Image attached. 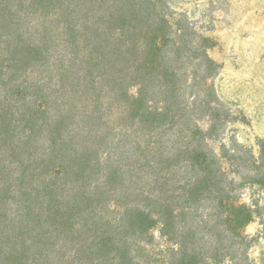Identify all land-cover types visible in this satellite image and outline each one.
<instances>
[{
	"label": "trees",
	"instance_id": "16d2710c",
	"mask_svg": "<svg viewBox=\"0 0 264 264\" xmlns=\"http://www.w3.org/2000/svg\"><path fill=\"white\" fill-rule=\"evenodd\" d=\"M168 1L0 0V218L34 233L0 255L65 241L63 264H255L237 190L264 188V139L214 151L233 120L216 41Z\"/></svg>",
	"mask_w": 264,
	"mask_h": 264
},
{
	"label": "rangeland",
	"instance_id": "374dc122",
	"mask_svg": "<svg viewBox=\"0 0 264 264\" xmlns=\"http://www.w3.org/2000/svg\"><path fill=\"white\" fill-rule=\"evenodd\" d=\"M168 3L171 9L185 15L198 32L216 41L208 54L222 67L211 82L233 120L225 123L219 131L217 140L212 143L214 151L217 153L221 144L238 142L257 157V142L264 139V0H169ZM19 17L21 30L26 31L25 36L34 39L41 23L38 14L23 13ZM135 91L132 88L130 93L134 94ZM199 126L206 129L207 122L200 121ZM224 167L231 170L227 163H224ZM176 172L177 176H182L179 170ZM238 172L240 176H255L250 169L239 168ZM237 181L243 182L239 178ZM237 196L241 203L255 211L252 221L244 228L245 234L255 238L248 256L255 264H264V188L246 184L237 190ZM13 208L9 206V211ZM0 219L1 240L12 231L19 236L15 240V249L32 240L34 233L24 234L19 224L11 223L10 217ZM157 242L161 243L160 240ZM25 244L24 250L27 248ZM69 248L68 242L61 241L54 248L44 247L40 253L37 250L40 258H34L36 255L30 251L19 256L17 250H13L11 258L0 255V264H63L70 255ZM44 256L48 259H44Z\"/></svg>",
	"mask_w": 264,
	"mask_h": 264
}]
</instances>
